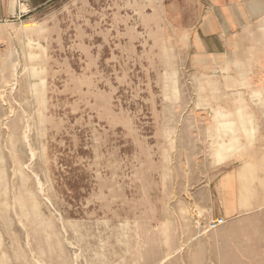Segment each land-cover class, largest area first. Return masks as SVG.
Listing matches in <instances>:
<instances>
[{
    "label": "rangeland",
    "instance_id": "1",
    "mask_svg": "<svg viewBox=\"0 0 264 264\" xmlns=\"http://www.w3.org/2000/svg\"><path fill=\"white\" fill-rule=\"evenodd\" d=\"M24 16L0 22V264H264L259 64L195 53L174 0ZM239 110L256 129L216 134ZM242 167L261 207L227 218Z\"/></svg>",
    "mask_w": 264,
    "mask_h": 264
},
{
    "label": "crops",
    "instance_id": "2",
    "mask_svg": "<svg viewBox=\"0 0 264 264\" xmlns=\"http://www.w3.org/2000/svg\"><path fill=\"white\" fill-rule=\"evenodd\" d=\"M54 0H0V22L18 20L21 15L32 19ZM175 6L191 8L193 18L189 25L180 28L183 38L188 40L197 54L211 56L249 55L251 62L264 70V0H174ZM181 1V3H180ZM183 14L186 13L182 12ZM254 161L246 167L256 166ZM245 166V165H243ZM254 170V169H253ZM257 177V169L247 172L244 167L232 175L235 192L232 201L224 205L223 213L232 218L245 210L260 208L255 196L250 202L241 197L242 177L245 174ZM251 181V180H250ZM229 187V184H225Z\"/></svg>",
    "mask_w": 264,
    "mask_h": 264
},
{
    "label": "bare ground",
    "instance_id": "3",
    "mask_svg": "<svg viewBox=\"0 0 264 264\" xmlns=\"http://www.w3.org/2000/svg\"><path fill=\"white\" fill-rule=\"evenodd\" d=\"M40 31L41 30L39 29L38 32H40ZM240 111L241 110H239V112H238L239 113V117H240V120L239 121L238 120L237 121H226V120L225 121H218L217 129L215 127V129H216V132L215 133L216 134H220V133H224V134H234L235 133V127L237 125L239 127H242V128H247L248 126H250L252 128V130L254 131L256 129V127H255V121L253 120L252 116L251 115H247L249 113L243 114ZM225 113L226 112H224V111H217L216 112V116L218 118H220L221 116L225 115ZM236 142H238V140H236Z\"/></svg>",
    "mask_w": 264,
    "mask_h": 264
},
{
    "label": "built area",
    "instance_id": "4",
    "mask_svg": "<svg viewBox=\"0 0 264 264\" xmlns=\"http://www.w3.org/2000/svg\"><path fill=\"white\" fill-rule=\"evenodd\" d=\"M225 223V219L223 217L214 218L212 221L209 222L207 225L208 229H215Z\"/></svg>",
    "mask_w": 264,
    "mask_h": 264
}]
</instances>
